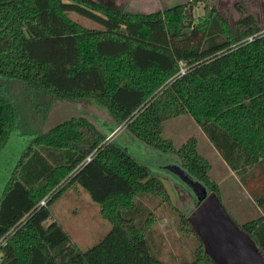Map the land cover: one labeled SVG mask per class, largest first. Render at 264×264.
<instances>
[{"label":"trees","instance_id":"1","mask_svg":"<svg viewBox=\"0 0 264 264\" xmlns=\"http://www.w3.org/2000/svg\"><path fill=\"white\" fill-rule=\"evenodd\" d=\"M236 7L239 17L229 22L214 4L193 16L189 1L143 12L103 0H0V78L62 100L93 99L112 118L89 131L68 118L29 132L8 159L2 150L17 110L0 90V238L12 230L0 264H214L161 177L117 141L118 129L106 139L122 127L175 156L220 198L196 138L176 146L162 135L165 120L185 113L247 191L256 210L235 222L264 253V23ZM70 12L102 27H86ZM190 26L200 33L197 45L180 43ZM70 186L84 188L111 224L84 250L48 221L51 203ZM162 218L189 233V256L161 257Z\"/></svg>","mask_w":264,"mask_h":264},{"label":"rangeland","instance_id":"2","mask_svg":"<svg viewBox=\"0 0 264 264\" xmlns=\"http://www.w3.org/2000/svg\"><path fill=\"white\" fill-rule=\"evenodd\" d=\"M109 4L129 11L148 12L166 7L177 2L189 1L194 4L193 16H202L205 5L214 4L219 11L228 17L229 22L239 17L237 5L244 7L264 23V0H103ZM69 16L86 27L100 28L99 23L84 16L70 12ZM200 33L193 27H186L183 31V45H197ZM0 90L8 94L16 106L17 121L12 131V138L2 150V157L8 159L11 153L17 150L18 145L24 142L29 132L44 133L58 121L76 118L81 119L87 126L98 127L99 123L111 121L107 110L93 99L62 100L49 93L28 87L15 79L0 78ZM118 129V130H116ZM114 137L139 162L145 164L151 173L157 174L163 180L172 203L189 213L194 206V200L188 190L189 187L177 175L171 173L167 166L178 164L175 156L164 154L146 145L132 136L123 128H115ZM162 135L179 146L187 138L194 136L197 140L198 151L208 159L210 178L219 185L221 202L238 224H241L255 212V207L247 195V191L238 180L235 173L229 172L226 163L209 142L200 126L193 117L181 114L163 122ZM1 157V159H2ZM5 158V159H6ZM0 159V162H1ZM5 160L0 163V167ZM0 168V179L2 176ZM98 205L94 203L87 191L80 186H70L51 203V216L48 221H58L67 232L71 242L84 250L97 242L109 230L111 224L98 213ZM161 234L160 250L163 259H171L183 254L189 256L191 240L189 233L182 230L172 219L162 218L157 223Z\"/></svg>","mask_w":264,"mask_h":264},{"label":"water","instance_id":"3","mask_svg":"<svg viewBox=\"0 0 264 264\" xmlns=\"http://www.w3.org/2000/svg\"><path fill=\"white\" fill-rule=\"evenodd\" d=\"M167 169L189 187L194 206L186 219L214 264H264V253L235 222L215 191L191 177L179 164Z\"/></svg>","mask_w":264,"mask_h":264},{"label":"built area","instance_id":"4","mask_svg":"<svg viewBox=\"0 0 264 264\" xmlns=\"http://www.w3.org/2000/svg\"><path fill=\"white\" fill-rule=\"evenodd\" d=\"M252 39V36H248L247 37V40H251ZM186 71V66H183L181 65L180 67V70H179V74H183L184 72ZM115 132V130L113 132H111L107 137L106 139H108L113 133ZM91 154H89L88 156H86L85 160H89L90 159V156ZM46 200H47V195L45 197H43L39 202H38V205H45L46 203ZM11 231L12 230H9L8 232H6L1 238H0V245L2 243L5 242V240L8 238V236L11 234Z\"/></svg>","mask_w":264,"mask_h":264},{"label":"crops","instance_id":"5","mask_svg":"<svg viewBox=\"0 0 264 264\" xmlns=\"http://www.w3.org/2000/svg\"><path fill=\"white\" fill-rule=\"evenodd\" d=\"M227 169L229 170V172H231L232 173V171L228 168V166H227Z\"/></svg>","mask_w":264,"mask_h":264}]
</instances>
